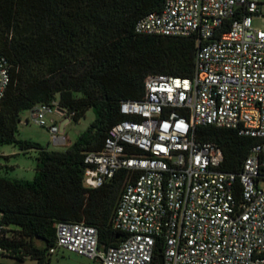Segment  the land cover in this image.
<instances>
[{"label":"built area","instance_id":"2783aa9c","mask_svg":"<svg viewBox=\"0 0 264 264\" xmlns=\"http://www.w3.org/2000/svg\"><path fill=\"white\" fill-rule=\"evenodd\" d=\"M261 6L165 0L136 22L138 35L194 38V75L147 77L141 99L121 101L124 119L108 130L103 149L86 154L88 189L126 172L112 219L122 241L100 248L96 227L62 221L51 254L61 249L89 264H153L159 255L163 264H264V30L253 27ZM11 76L0 54V103ZM53 115L69 122L73 114L57 100L30 109V120L49 129L52 144L66 146ZM206 125L258 140L239 172L222 169L216 143L197 140L195 128ZM3 215L0 263L11 258L4 244L17 237Z\"/></svg>","mask_w":264,"mask_h":264},{"label":"trees","instance_id":"16d2710c","mask_svg":"<svg viewBox=\"0 0 264 264\" xmlns=\"http://www.w3.org/2000/svg\"><path fill=\"white\" fill-rule=\"evenodd\" d=\"M165 0H0V54L11 64V83L0 103V147L36 151L31 180L0 175V211L17 237L4 245L15 263L52 264L56 224L83 222L98 230L100 248L117 246L123 234L112 227L126 181L121 171L103 186L83 179L87 152H99L108 130L124 119L123 100L144 96L151 75H194L196 40L144 36L136 22L160 11ZM57 100L74 121L92 108L95 119L64 150L16 138L20 114ZM199 141L216 143L222 169L239 172L258 141L232 129L197 126ZM45 245L39 246L37 240ZM162 251V248H158ZM7 264V263H0ZM153 264H159L155 258Z\"/></svg>","mask_w":264,"mask_h":264},{"label":"rangeland","instance_id":"374dc122","mask_svg":"<svg viewBox=\"0 0 264 264\" xmlns=\"http://www.w3.org/2000/svg\"><path fill=\"white\" fill-rule=\"evenodd\" d=\"M261 2V13L263 16H255L253 19V27L264 30V0H253ZM54 118L60 130L62 118L57 115L49 116ZM21 122L18 124V131L16 138L20 140H31L41 144L48 149L64 150L66 146H54L52 144L51 134L49 129L44 126L34 124L30 120V110L23 111L20 114ZM95 119V113L92 108H89L84 117L79 121H74L70 118L69 123L66 124L63 134L68 143L74 142L86 129L91 125ZM60 133H62L60 131ZM36 168V151H23L18 145L10 144L0 147V175L9 179H25L31 180L34 177ZM39 246H44L42 240H37ZM3 262H15L11 258H2ZM90 262L75 253L58 249L52 255V264H89ZM26 264H35L32 260H27Z\"/></svg>","mask_w":264,"mask_h":264},{"label":"water","instance_id":"95a60500","mask_svg":"<svg viewBox=\"0 0 264 264\" xmlns=\"http://www.w3.org/2000/svg\"><path fill=\"white\" fill-rule=\"evenodd\" d=\"M64 126H65V123L61 124V126H60V131L61 132H64ZM158 260H159V264H163V257H162V255H159L158 256Z\"/></svg>","mask_w":264,"mask_h":264},{"label":"crops","instance_id":"0c3cea01","mask_svg":"<svg viewBox=\"0 0 264 264\" xmlns=\"http://www.w3.org/2000/svg\"><path fill=\"white\" fill-rule=\"evenodd\" d=\"M63 120H62V122H61V124H63V123H65V126H66V124H67V120H66V117H62V116H60ZM69 123V122H68ZM65 126H64V128H65ZM71 143H68V145H66V148L70 145ZM65 148V149H66ZM56 150V149H55Z\"/></svg>","mask_w":264,"mask_h":264}]
</instances>
